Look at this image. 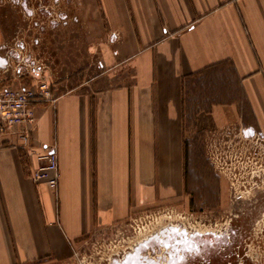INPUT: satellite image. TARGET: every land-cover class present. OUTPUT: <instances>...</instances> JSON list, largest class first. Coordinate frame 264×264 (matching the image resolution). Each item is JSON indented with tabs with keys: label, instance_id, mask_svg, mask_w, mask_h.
<instances>
[{
	"label": "crops",
	"instance_id": "0c3cea01",
	"mask_svg": "<svg viewBox=\"0 0 264 264\" xmlns=\"http://www.w3.org/2000/svg\"><path fill=\"white\" fill-rule=\"evenodd\" d=\"M95 1L106 85L35 104L28 149L0 136V264H69L90 238L186 201L192 130L237 122L264 137V0ZM47 148L56 193L31 177Z\"/></svg>",
	"mask_w": 264,
	"mask_h": 264
},
{
	"label": "rangeland",
	"instance_id": "374dc122",
	"mask_svg": "<svg viewBox=\"0 0 264 264\" xmlns=\"http://www.w3.org/2000/svg\"><path fill=\"white\" fill-rule=\"evenodd\" d=\"M20 1L0 0L1 84L32 87L44 79L54 98L82 93L90 81L106 85L107 27L95 0L89 8H82V0ZM191 134L188 144L196 145L199 162L187 200L139 212L120 230L90 238L69 264H111L134 251L141 258L166 254L167 244L190 253L194 234L216 224L238 225L233 241L247 240V263L264 264V137L245 134L237 122ZM233 215L238 222H231L238 220Z\"/></svg>",
	"mask_w": 264,
	"mask_h": 264
},
{
	"label": "built area",
	"instance_id": "2783aa9c",
	"mask_svg": "<svg viewBox=\"0 0 264 264\" xmlns=\"http://www.w3.org/2000/svg\"><path fill=\"white\" fill-rule=\"evenodd\" d=\"M55 101L50 84L39 79L32 87L0 83V136L18 135L22 146L31 145L32 128L36 124L35 104ZM41 165L32 172V180L46 183L55 193L61 178L59 158L47 148L38 157Z\"/></svg>",
	"mask_w": 264,
	"mask_h": 264
},
{
	"label": "flooded vegetation",
	"instance_id": "af4514ba",
	"mask_svg": "<svg viewBox=\"0 0 264 264\" xmlns=\"http://www.w3.org/2000/svg\"><path fill=\"white\" fill-rule=\"evenodd\" d=\"M20 1V0H19ZM26 3V1H20V5ZM25 8V5L23 6ZM245 134L254 136L255 132L251 129H242ZM216 201H221L219 204L222 207L223 204V193L220 192ZM218 206V204H216ZM205 213V210L202 211ZM242 213V212H239ZM235 219L231 222H238L240 219L239 215H233ZM238 225L227 226L226 228L217 229L218 225L213 230L200 231L198 230L196 234V240L194 243V249L192 252H188L185 247L181 246L180 250L174 251L172 244H167L166 254H157L156 256H145L141 258L137 256L134 251L127 258L111 264H248V260L251 258L249 254L246 253L247 240L243 239L240 241H233V238L237 231L235 230ZM218 233V234H217ZM190 236V235H189ZM218 238V239H217ZM219 240L220 242H218ZM222 246V249H220ZM238 249V251H237ZM187 254L189 256L187 257ZM243 257L241 260H238ZM246 259V260H245ZM253 261V258L251 259ZM258 261V259L256 258Z\"/></svg>",
	"mask_w": 264,
	"mask_h": 264
}]
</instances>
